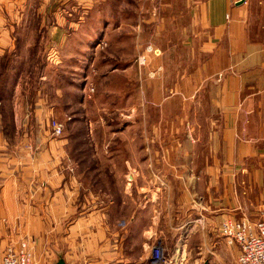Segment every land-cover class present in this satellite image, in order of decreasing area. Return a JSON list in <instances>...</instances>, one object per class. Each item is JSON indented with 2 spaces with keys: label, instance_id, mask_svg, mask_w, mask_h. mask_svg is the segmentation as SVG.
<instances>
[{
  "label": "crops",
  "instance_id": "1",
  "mask_svg": "<svg viewBox=\"0 0 264 264\" xmlns=\"http://www.w3.org/2000/svg\"><path fill=\"white\" fill-rule=\"evenodd\" d=\"M23 1L0 0V72L4 57L19 54V60L25 59L24 47L16 41L21 26L35 14L24 17L16 12ZM173 5L179 7L175 22L188 21L177 29L188 32L191 54L200 60L196 79L186 81L189 92L181 87L175 91L179 101L173 131L188 129L190 141L177 139L173 146L158 144L157 149L153 144L158 153L144 165L158 168L153 177L162 183L167 176L160 166L170 163L174 169L170 177L177 184L175 215L187 218L174 228L175 238L182 242L187 232H196L199 235L193 237L200 242L203 259L209 252L213 260L234 264L240 249L228 243L221 224L256 220L264 205V0H179ZM24 70L9 84V93L0 97V263L11 241H27L33 264H57L60 259L65 264H148L143 253L135 255V248L148 250L150 231H160V218L136 238L130 235L138 223L132 216V230L120 233L113 222L102 220L101 202L93 201L88 208L91 202L82 193V183L80 208L69 142L53 133L54 120L49 118L54 106L21 94L27 85ZM187 102L191 110H182ZM159 148L169 151L167 161L159 159ZM125 167L131 172L134 161L126 159ZM129 176L132 182L134 176ZM156 196L147 204L159 206L164 196L159 192ZM80 210L81 218L66 224ZM190 214L198 219L192 220ZM174 247L175 251L167 250L169 257L175 258L178 248L185 256L184 245L176 242Z\"/></svg>",
  "mask_w": 264,
  "mask_h": 264
},
{
  "label": "rangeland",
  "instance_id": "2",
  "mask_svg": "<svg viewBox=\"0 0 264 264\" xmlns=\"http://www.w3.org/2000/svg\"><path fill=\"white\" fill-rule=\"evenodd\" d=\"M36 1L38 6L35 0H25L16 9L20 16L35 14L21 26L16 41L24 47L21 57L27 78L21 94L54 106L49 120L64 125L58 139L69 142L71 169L80 186L77 204L81 208L82 183V193L91 202L88 208L95 205L93 201L101 202L102 220L113 222L120 233L132 230V216L138 219L130 233L136 238L143 227L160 218L161 229L150 231L148 250L135 248V255L143 253L148 264L154 247L162 244L168 254V249L175 251L176 242L185 246V256L180 258L178 248L174 264H227L213 260L209 252L206 259L199 255L196 232H187L182 242L175 238L174 228L187 218L175 215L177 184L170 177L174 169L170 163L160 166L167 176L162 183L153 177L158 168L144 165L158 153L153 144L157 149L158 144L173 146L177 139L190 141L188 129L173 131L179 101L175 91L181 87L189 92L186 81L196 79L200 60L191 54L188 32L177 29L188 24L175 22L179 7L173 3L179 0ZM29 107L32 112V103ZM182 110H191L190 103ZM159 149V159L167 161L169 151ZM126 159L134 161L131 172L125 167ZM129 175L134 176L132 182ZM158 192L164 196L160 205H148ZM161 210L166 213L158 214ZM79 217L81 210L70 215L66 224Z\"/></svg>",
  "mask_w": 264,
  "mask_h": 264
},
{
  "label": "built area",
  "instance_id": "3",
  "mask_svg": "<svg viewBox=\"0 0 264 264\" xmlns=\"http://www.w3.org/2000/svg\"><path fill=\"white\" fill-rule=\"evenodd\" d=\"M51 127L55 136H63V124L52 121ZM221 233L229 244H236L240 249V255L234 264H264V205L261 206L256 220L243 218L239 221H224L221 224ZM174 261L177 262L176 258L169 257L162 244L153 248L150 264H174ZM33 262L34 253L27 241L19 244L11 241L0 264H33Z\"/></svg>",
  "mask_w": 264,
  "mask_h": 264
},
{
  "label": "trees",
  "instance_id": "4",
  "mask_svg": "<svg viewBox=\"0 0 264 264\" xmlns=\"http://www.w3.org/2000/svg\"><path fill=\"white\" fill-rule=\"evenodd\" d=\"M17 46L20 44L17 42ZM20 55L6 56L2 59L3 70L0 72V77L3 76V85H0V97L5 96L9 93V84L17 79L23 70V60H19Z\"/></svg>",
  "mask_w": 264,
  "mask_h": 264
},
{
  "label": "water",
  "instance_id": "5",
  "mask_svg": "<svg viewBox=\"0 0 264 264\" xmlns=\"http://www.w3.org/2000/svg\"><path fill=\"white\" fill-rule=\"evenodd\" d=\"M57 264H65L63 259H60L59 262Z\"/></svg>",
  "mask_w": 264,
  "mask_h": 264
}]
</instances>
